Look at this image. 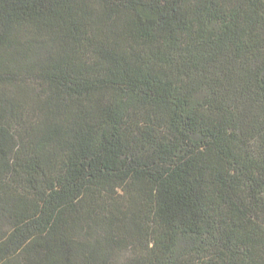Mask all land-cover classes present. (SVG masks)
I'll return each instance as SVG.
<instances>
[{
	"label": "trees",
	"instance_id": "1",
	"mask_svg": "<svg viewBox=\"0 0 264 264\" xmlns=\"http://www.w3.org/2000/svg\"><path fill=\"white\" fill-rule=\"evenodd\" d=\"M0 264H264V0H0Z\"/></svg>",
	"mask_w": 264,
	"mask_h": 264
}]
</instances>
